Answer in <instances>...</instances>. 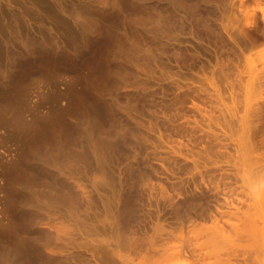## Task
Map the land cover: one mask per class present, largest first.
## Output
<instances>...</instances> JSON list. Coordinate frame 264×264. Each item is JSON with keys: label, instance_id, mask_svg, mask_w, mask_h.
I'll return each instance as SVG.
<instances>
[{"label": "bare ground", "instance_id": "1", "mask_svg": "<svg viewBox=\"0 0 264 264\" xmlns=\"http://www.w3.org/2000/svg\"><path fill=\"white\" fill-rule=\"evenodd\" d=\"M149 28L143 30L150 52L133 53L130 62L127 55V68L122 60L119 67L126 69L117 73L115 57L110 68L116 73L113 85L134 102L110 101L116 107L110 105L111 124L121 123L119 134L109 136L98 126L91 114L98 100L87 103L93 91H87L86 101V95L77 102L73 98L78 113L74 109L72 119L70 112L66 117L59 111L48 120L35 110L32 122L27 120L29 174L15 192L25 199L23 231L29 236L24 240L37 262L7 242L1 228L0 264H264V162L251 155V139L246 141L258 117L253 100L264 75L258 79L252 63L243 77L233 58L228 57L232 64L224 59L231 67L221 61L219 46L238 49L225 27L215 34L220 45L211 75L195 69L197 57L186 46L173 61L190 70L189 77L150 74L141 64L157 63L167 48L155 36L159 31ZM63 124L70 132L75 127L78 136H67ZM164 218L185 231L179 241L172 243Z\"/></svg>", "mask_w": 264, "mask_h": 264}, {"label": "rangeland", "instance_id": "2", "mask_svg": "<svg viewBox=\"0 0 264 264\" xmlns=\"http://www.w3.org/2000/svg\"><path fill=\"white\" fill-rule=\"evenodd\" d=\"M173 13L176 21L175 17H172ZM214 22L220 23L223 27H216ZM154 24L159 25L160 31ZM142 27L144 30L152 28L159 31L155 33L158 35H154L159 40L161 37L160 42L168 45L162 44L167 50L165 49L166 51L161 54L157 63L141 64L150 74L163 72L182 78L189 77L190 70L178 67L173 61L177 54L180 55L178 52L182 51L181 46H186L197 57L195 69L203 68L206 75H211L209 71L214 69L213 66L217 60L215 50L220 45L216 35L225 27L223 31H227L230 43L232 46L237 45L238 49L235 48L234 54L231 52V45L219 46V52L216 53L223 52L221 54L223 56L220 55L221 61L223 59V62L227 64L228 62L224 59L233 58V61L228 59L229 63L233 62L235 70L237 66L236 71L243 77L248 72L247 69H251L249 67L252 63L256 65L255 68L252 67L251 70L254 69L252 73L256 74V77L264 75V63H260L264 61V0H0V229H6V231L1 229L7 232L6 241L19 249L31 263L37 260L24 240L26 236H29L28 232H24L27 231L26 225H28L24 223V220H28L25 219L27 214L24 209L22 210L25 199L22 194L15 192V188L17 190L20 187V182L27 181L26 176L29 174L28 165L27 163L25 165L24 160L25 157L27 160L25 150H27L30 136L29 122H32L36 112L37 116L46 115L48 120H53L52 117L55 115L59 117L61 115L59 113L65 111V116L68 117L70 112L69 119L70 117L72 119L76 117L73 114H76L74 109H77V104L73 102L78 101L88 92L90 95L93 91L97 94L93 96L91 92V98L94 97L92 100L87 98L88 94L84 98L85 101L87 98V103L98 100L94 101L95 104L94 102L89 104H93L92 108L90 106L91 110L94 108V111L96 110L93 111L95 114H91L99 124L98 126L101 125L100 127H103L102 129H105L109 136L119 134L122 130L121 123L120 125L119 122L111 124L110 108L113 106L115 109L117 103L116 106L119 103L126 105L134 102L132 97L131 99L129 96L125 97L117 83L113 85V82H117L116 76L114 80L113 77L118 71L127 68L126 64L134 58V54L143 53L145 50L144 53L150 52V42L145 33L147 31L144 32ZM226 52H229V55ZM115 57H117L116 65L112 62ZM119 62H122L126 68L119 67L123 66ZM113 64L117 71L112 70ZM113 71L116 73L111 74ZM214 73L217 74V72ZM259 78L263 80L262 76ZM116 85L117 89L114 88ZM261 85L260 95H256L258 97L253 100L258 117H254L257 123L254 121L253 124L256 125L252 124V126H259L251 127L252 130L248 132L252 133H249V137L246 138V141L251 139L250 142L254 145L248 144V141L246 143L250 147L251 155L264 162V81ZM117 90L118 93H116ZM110 91L114 94L110 95ZM110 101H115V104ZM76 112L78 113L77 110ZM64 125L62 126L64 132L67 136L72 134L73 136L69 137L73 139L75 127H73L74 131L70 132L69 129L72 128L68 124ZM111 129L114 133H110ZM107 172H109L108 180L113 181L114 174H110L111 170ZM168 220L170 219L164 218L161 224L164 227V224L170 222L168 224L171 226L168 224L166 226L168 225L167 227L171 229L169 230L166 226L165 228L170 231H167L169 235L173 232L170 239L174 243L179 241L181 232L184 236L185 231H179V227L174 228V225H177ZM182 229L184 230L185 227Z\"/></svg>", "mask_w": 264, "mask_h": 264}]
</instances>
